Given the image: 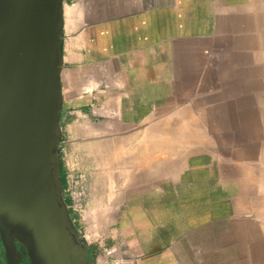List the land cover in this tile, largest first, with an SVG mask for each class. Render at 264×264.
I'll return each instance as SVG.
<instances>
[{
    "label": "crops",
    "instance_id": "1",
    "mask_svg": "<svg viewBox=\"0 0 264 264\" xmlns=\"http://www.w3.org/2000/svg\"><path fill=\"white\" fill-rule=\"evenodd\" d=\"M243 3L62 0L63 196L75 211L88 179L97 187L90 204L108 211L98 223L111 264H225L227 220L249 209L213 201L227 191L212 185V125L224 115L182 93L210 73L205 45L231 40Z\"/></svg>",
    "mask_w": 264,
    "mask_h": 264
},
{
    "label": "water",
    "instance_id": "2",
    "mask_svg": "<svg viewBox=\"0 0 264 264\" xmlns=\"http://www.w3.org/2000/svg\"><path fill=\"white\" fill-rule=\"evenodd\" d=\"M62 0H0V233L31 264H94L59 161Z\"/></svg>",
    "mask_w": 264,
    "mask_h": 264
},
{
    "label": "rangeland",
    "instance_id": "3",
    "mask_svg": "<svg viewBox=\"0 0 264 264\" xmlns=\"http://www.w3.org/2000/svg\"><path fill=\"white\" fill-rule=\"evenodd\" d=\"M243 5V12L238 14L239 17L243 15L242 23L236 31H230L231 40L226 42L225 33L222 32V38H212L208 47L205 45L204 54L210 73L196 82L194 90L182 93L185 94L182 104L212 107L216 112L222 110V125L219 120L212 125L218 126L212 129V185L214 189L226 187L227 191L212 194L213 201L245 202V208L248 207L249 211H240L237 217L227 220L228 239L230 241L231 236L242 229L247 230L252 223L256 224V240L254 238L249 248L263 257L264 0H245ZM236 108H242V111ZM221 115L212 114L213 117ZM225 173L227 178L224 177ZM76 180L70 176L67 184L74 185ZM89 182L90 179L84 187L86 192L81 189L79 197L85 203L78 205L75 211L69 210V217L85 249L96 258L94 264H111L107 226L98 223L109 221L108 211L91 209L92 191L97 187L93 189ZM64 196L69 197L67 192ZM238 237L240 240V234ZM241 241L248 244L243 239ZM263 258L261 264L264 263ZM242 264L247 262L243 261Z\"/></svg>",
    "mask_w": 264,
    "mask_h": 264
},
{
    "label": "bare ground",
    "instance_id": "4",
    "mask_svg": "<svg viewBox=\"0 0 264 264\" xmlns=\"http://www.w3.org/2000/svg\"><path fill=\"white\" fill-rule=\"evenodd\" d=\"M257 39V38H256ZM170 105V104H169ZM166 106V105H165ZM176 111V110H175ZM183 111V110H182ZM186 112V111H184ZM188 113V112H187ZM179 114V113H178ZM176 115V114H175ZM182 115V114H181ZM179 116V115H178ZM199 116V115H198ZM176 117V116H175ZM191 118V117H190ZM193 118V117H192ZM177 120V119H176ZM183 120V119H182ZM193 120V119H192ZM191 120V121H192ZM195 122V121H194ZM187 126V125H186ZM183 127H185L183 125ZM190 128V127H189ZM198 129V128H197ZM189 132V131H187ZM193 132V131H192ZM191 132V133H192ZM160 137V136H159ZM196 138V137H195ZM165 139H168V138H165ZM163 140V139H162ZM164 142V141H163ZM167 143V142H166ZM188 144V143H187ZM217 144V143H216ZM163 145V144H162ZM192 145V144H191ZM190 143H189V146H191ZM212 146L213 143H212ZM163 147V146H162ZM192 147V146H191ZM159 149V148H158ZM156 150V149H155ZM192 152V151H191ZM184 153V152H183ZM181 156V154H180ZM183 162V161H182ZM158 170V169H157ZM262 170V169H261ZM264 173V172H263ZM162 174V173H161ZM128 178V176H127ZM262 183V182H261ZM105 208V207H104ZM111 209V208H109ZM257 210V209H255ZM105 211V210H104ZM261 212V211H260ZM258 213V212H257ZM95 219V218H94ZM208 222V221H207ZM255 223V222H254ZM255 226L256 224H251L250 227H248V229L245 231L244 229H242V231H238V234L237 235H233L231 236L230 238V241H228V244H227V248H226V251H225V260L224 263L225 264H242L243 261L247 262V264H261V259L264 257V250H261V254L263 257H260L259 254H257L256 250L253 252L251 248H249V246L251 244H253V240L255 238L256 240V233L255 232ZM257 227V226H256ZM96 232V231H95ZM261 232V231H260ZM97 234V233H96ZM240 234V237L241 239H243V241H247L248 244L245 245L241 239L238 240V236ZM259 234V233H258ZM262 234V233H261ZM240 241V242H239ZM264 243V242H263ZM254 246V245H253ZM251 247V246H250ZM254 249V248H253ZM259 249V247H258ZM259 255V257H258ZM259 259V260H258ZM264 259V258H263ZM260 261L258 263V261ZM213 262V261H212ZM223 263V261H222ZM264 264V263H263Z\"/></svg>",
    "mask_w": 264,
    "mask_h": 264
},
{
    "label": "flooded vegetation",
    "instance_id": "5",
    "mask_svg": "<svg viewBox=\"0 0 264 264\" xmlns=\"http://www.w3.org/2000/svg\"><path fill=\"white\" fill-rule=\"evenodd\" d=\"M0 264H31L27 246L17 238L3 237L0 233Z\"/></svg>",
    "mask_w": 264,
    "mask_h": 264
},
{
    "label": "trees",
    "instance_id": "6",
    "mask_svg": "<svg viewBox=\"0 0 264 264\" xmlns=\"http://www.w3.org/2000/svg\"><path fill=\"white\" fill-rule=\"evenodd\" d=\"M61 177H62L64 186H66V173H65V170L62 168V163H61Z\"/></svg>",
    "mask_w": 264,
    "mask_h": 264
}]
</instances>
